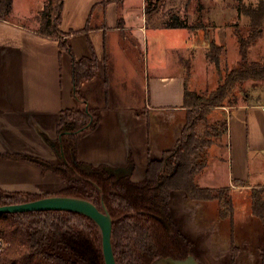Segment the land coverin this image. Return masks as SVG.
Listing matches in <instances>:
<instances>
[{
	"label": "crops",
	"instance_id": "crops-1",
	"mask_svg": "<svg viewBox=\"0 0 264 264\" xmlns=\"http://www.w3.org/2000/svg\"><path fill=\"white\" fill-rule=\"evenodd\" d=\"M103 2L105 11L100 7ZM129 5L130 0H65L60 28L67 33L73 54L25 21L0 19L4 189L44 194L61 185L57 172L45 170L37 161L59 160L54 143L65 108L90 106L98 113L97 126L85 131L77 146V159L86 165L140 181L151 155L176 147L187 120L186 75L180 68L182 59L172 70L164 52L168 57L167 50L173 47L179 54V45L169 41V31L180 27L163 25L168 16L157 4L150 10L147 0H140L137 10ZM183 29L190 37V30ZM92 51L100 59V75L84 84L81 98L75 90L73 56L79 59ZM263 106L264 100L256 97L229 111L231 150L223 185L235 187L239 179L246 184L238 187L246 189L264 185ZM175 110L181 113L175 130L162 127L153 135L151 114L158 115L159 124L165 121L163 112ZM257 121L263 122L261 129L256 128ZM254 178L258 181L252 183Z\"/></svg>",
	"mask_w": 264,
	"mask_h": 264
},
{
	"label": "trees",
	"instance_id": "trees-1",
	"mask_svg": "<svg viewBox=\"0 0 264 264\" xmlns=\"http://www.w3.org/2000/svg\"><path fill=\"white\" fill-rule=\"evenodd\" d=\"M154 0H147V10ZM15 0H0V19H13ZM65 0H47L39 11L35 26L43 36L59 41L61 49L73 54L67 33L60 28ZM106 3L100 7L105 11ZM239 13L250 17V24H234L240 59L226 74L215 90L199 92L185 84L186 124L176 147L166 151L163 158L150 156L142 183L132 182L127 176H117L106 167L85 168L77 159V146L81 135L94 129L98 113L90 106L65 108L58 126L59 139L54 146L58 161L38 160L45 170L54 169L64 182L69 183L52 193L11 191L0 186V204H18L52 194L72 195L93 201L112 215V245L118 264H153L156 257L185 258L190 251L180 233L172 232L163 219L171 201L173 187L185 180V193L200 203L219 200L230 207L233 197L230 186L203 187L194 179L208 165L210 148L216 140L227 135L228 119L212 122L213 109L252 100V90L264 83V61L250 60V46L264 34V0L247 5L237 0ZM202 15L194 22L174 14L163 25L180 28H203ZM209 55L220 66L223 44L210 40ZM74 59L75 90L84 98L82 87L99 77L101 63L95 51L90 56ZM253 81V87L246 84ZM15 156V155H13ZM74 182H76L75 185ZM237 184L245 185L239 179ZM75 185V186H73ZM80 185V186H79ZM83 186V187H82ZM261 188V190L259 189ZM170 190V191H169ZM156 192V193H155ZM253 208L258 211L264 225V185L253 188ZM161 203L164 205L161 206ZM164 208V209H163ZM0 264H107L102 246V230L89 215L76 211L37 210L0 213ZM71 251V252H69ZM65 252H69V256Z\"/></svg>",
	"mask_w": 264,
	"mask_h": 264
},
{
	"label": "rangeland",
	"instance_id": "rangeland-1",
	"mask_svg": "<svg viewBox=\"0 0 264 264\" xmlns=\"http://www.w3.org/2000/svg\"><path fill=\"white\" fill-rule=\"evenodd\" d=\"M46 1L15 0L13 18L25 21L30 26H38L39 11L45 6ZM243 1L247 5H257L259 2V0ZM155 4L167 14L168 19L178 14L192 23L198 15H202L205 27L196 30L187 27L190 30V37L186 36L187 29L169 31L171 45H179L180 52L178 54L175 48L170 47L167 50L168 57L164 50V57L170 59L172 70L178 67L177 62L182 59L180 68L186 75L187 87L199 92L218 88V84L226 74V69L233 67L241 57L234 24L247 26L250 24V17L243 11L239 13L237 0H154L151 9L155 8ZM129 6L133 10L139 9L140 0H130ZM213 39H216L218 44L224 45L219 67L209 55L210 40ZM249 54L250 60L264 61V34L256 43L251 44ZM252 83L251 80L246 85L252 88ZM251 94L252 100L256 97L264 100V83L257 84V88L253 89ZM242 99L243 96L239 95L238 100L241 103L244 102ZM232 109L230 105L213 109L209 118L212 122L221 118L228 119L229 111ZM180 114L176 110L163 112L161 118L165 121L158 124V115L152 113V134L154 135L162 127L163 131L168 128L175 130L180 121ZM262 125V121H257L256 128L261 129ZM229 143L227 134L222 139L216 140L210 148L207 167L197 173L194 178L199 185L208 187L210 184H225L231 150ZM165 153L152 156L160 159L166 155ZM58 154L60 157V153ZM222 157L223 162H220ZM118 176L123 175L118 173ZM128 178L138 184L145 179L144 177L140 181H133L130 177ZM256 179L254 178L251 182L258 181ZM60 180L59 188L69 184L61 178ZM179 182L181 186H172L170 189L173 198L165 208L163 221L167 226L171 225L168 227L172 229V232L182 235L190 249L188 256H195L202 264H264V225L258 211L253 208V188L238 187L237 183H234L235 187L210 186L217 189L231 187L230 195L233 197V205L230 207L219 200H211L203 204L191 199L183 189L187 185L186 181L179 180ZM58 187L49 193L57 191ZM161 206L164 207L162 203ZM69 252H65L66 255L69 256ZM160 258L162 257H156L153 264H167L158 260Z\"/></svg>",
	"mask_w": 264,
	"mask_h": 264
},
{
	"label": "water",
	"instance_id": "water-1",
	"mask_svg": "<svg viewBox=\"0 0 264 264\" xmlns=\"http://www.w3.org/2000/svg\"><path fill=\"white\" fill-rule=\"evenodd\" d=\"M112 172V171H111ZM114 173V172H112ZM64 210L76 211L92 217L102 230V246L104 257L107 264H118L116 261L114 245H112V234L114 220L107 209L102 210L93 201L87 198L76 197L72 195L52 194L21 202L18 204H0V213L37 211V210ZM158 260L167 262V264H202L195 256L189 255L186 258L175 259L173 257H163Z\"/></svg>",
	"mask_w": 264,
	"mask_h": 264
},
{
	"label": "flooded vegetation",
	"instance_id": "flooded-vegetation-1",
	"mask_svg": "<svg viewBox=\"0 0 264 264\" xmlns=\"http://www.w3.org/2000/svg\"><path fill=\"white\" fill-rule=\"evenodd\" d=\"M57 151V150H56ZM82 163V162H81ZM85 168H90V169H93V168H95V167H92V166H89V165H83ZM49 170H51V169H49ZM52 170H54V169H52ZM117 176H118V174L116 173V172H114ZM113 173V174H114ZM50 196V195H49Z\"/></svg>",
	"mask_w": 264,
	"mask_h": 264
},
{
	"label": "built area",
	"instance_id": "built-area-1",
	"mask_svg": "<svg viewBox=\"0 0 264 264\" xmlns=\"http://www.w3.org/2000/svg\"><path fill=\"white\" fill-rule=\"evenodd\" d=\"M263 110H264V106H263ZM1 245H2V242L0 241V247H1Z\"/></svg>",
	"mask_w": 264,
	"mask_h": 264
}]
</instances>
